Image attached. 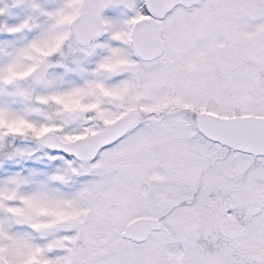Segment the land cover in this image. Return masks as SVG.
Wrapping results in <instances>:
<instances>
[{
  "label": "snow or ice",
  "instance_id": "6c2138e0",
  "mask_svg": "<svg viewBox=\"0 0 264 264\" xmlns=\"http://www.w3.org/2000/svg\"><path fill=\"white\" fill-rule=\"evenodd\" d=\"M0 264H264V0H0Z\"/></svg>",
  "mask_w": 264,
  "mask_h": 264
}]
</instances>
